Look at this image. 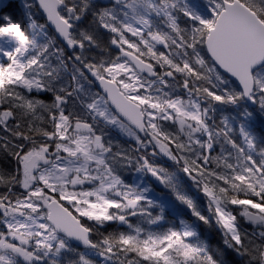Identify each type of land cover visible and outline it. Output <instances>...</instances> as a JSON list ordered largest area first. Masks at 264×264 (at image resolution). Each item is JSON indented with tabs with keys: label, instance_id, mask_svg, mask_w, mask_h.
<instances>
[{
	"label": "snow or ice",
	"instance_id": "1",
	"mask_svg": "<svg viewBox=\"0 0 264 264\" xmlns=\"http://www.w3.org/2000/svg\"><path fill=\"white\" fill-rule=\"evenodd\" d=\"M0 264H264V0H0Z\"/></svg>",
	"mask_w": 264,
	"mask_h": 264
}]
</instances>
